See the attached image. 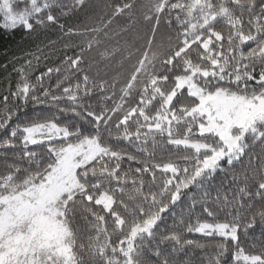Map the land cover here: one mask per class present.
Instances as JSON below:
<instances>
[{
    "label": "trees",
    "instance_id": "trees-1",
    "mask_svg": "<svg viewBox=\"0 0 264 264\" xmlns=\"http://www.w3.org/2000/svg\"><path fill=\"white\" fill-rule=\"evenodd\" d=\"M262 5L264 0H28L20 9L13 3V11L30 13L25 23L34 27L0 28V125L11 121L6 131L0 127V198L35 185L56 164L48 143L93 137L106 151L78 165L82 189L63 192L55 202L69 231L73 264H207L215 249L181 246L184 240L220 239L184 232L197 217L212 223L239 217V244L249 254L264 253V232L243 234L244 221L264 211V198L256 194L264 184V122L242 135L235 158L226 155L202 169L222 140L200 132L205 118L191 112L198 99L186 87L176 88L178 77L190 75L206 92L261 95ZM253 72L256 79H248ZM25 82L34 86L27 104L16 99L17 85ZM49 121L70 134L25 143L21 129ZM103 192L112 198L109 209L96 202ZM165 206L163 219L146 233L145 221ZM173 232L182 234L181 242L166 238ZM232 247L229 242L223 264L232 260Z\"/></svg>",
    "mask_w": 264,
    "mask_h": 264
},
{
    "label": "rangeland",
    "instance_id": "rangeland-1",
    "mask_svg": "<svg viewBox=\"0 0 264 264\" xmlns=\"http://www.w3.org/2000/svg\"><path fill=\"white\" fill-rule=\"evenodd\" d=\"M153 47L154 49L158 48V38L154 40ZM181 87H186L188 92L198 99L197 105L191 112L205 118V123L201 125L200 132H213L222 140V146L207 156L213 161L211 166L207 168H213L217 161L226 155L229 160L235 158L240 152V149L236 151L240 138L248 130L253 129L254 123L259 119L246 130L232 125L230 128L231 135H223L222 137L221 133L224 132L227 123L226 118L232 106L240 98L253 101L254 106L259 108L264 103V92L258 95L260 100L254 99L257 96L248 98L223 90L206 92L192 80L190 75L177 78L176 88ZM174 93L175 90L166 97V103L171 100ZM259 121L264 122V120ZM69 134L66 127L57 125L56 130L51 133H44L43 139L39 142L54 141ZM25 135L24 133V138ZM233 140L236 141L235 144L232 143ZM183 144L193 146L196 149L207 147L202 143L191 141H184ZM48 147L57 156L56 164L35 185L21 193L5 195L0 198V215L11 216L13 220L17 219L16 214L12 211L13 208L26 205L30 209L29 214L18 228L0 229V249L7 248L9 242L16 244L23 249L24 264H73L69 245V231L58 217L60 211L55 202L63 192L82 189L83 185L81 186L75 174L76 167L96 154L105 152L107 147L99 144L93 137H86L67 145H61L59 142L48 143ZM204 160L201 168L207 169L204 167ZM42 193L43 195H41ZM96 202L109 209L112 198L108 193L103 192L96 198ZM0 264H7L2 251H0Z\"/></svg>",
    "mask_w": 264,
    "mask_h": 264
},
{
    "label": "snow or ice",
    "instance_id": "snow-or-ice-1",
    "mask_svg": "<svg viewBox=\"0 0 264 264\" xmlns=\"http://www.w3.org/2000/svg\"><path fill=\"white\" fill-rule=\"evenodd\" d=\"M16 3L19 5L20 9H24L28 5V0H4V4L0 6V18H2V23H0V28L13 32L18 28H22L25 32H31L33 30L34 24L29 20L28 23H25V20L29 17L30 13H26L24 11L15 12L13 11L12 4ZM32 12H34L37 16L42 14L41 9L35 4H31ZM262 10H264V5H262ZM49 20L54 19L49 16ZM219 36V34H217ZM247 40V37L244 38ZM206 47V45H205ZM260 52H264V49H260ZM249 56L257 55V53H249ZM217 63L216 61L213 62ZM18 71H22L18 69ZM248 79H256L255 73H246L245 74ZM21 79H25V77H21ZM37 79H40L38 76ZM237 81H239L240 77H236ZM258 84H264V73H261L259 79H257ZM31 86L29 83L25 82L17 85V93L16 99L23 100L25 104H27L28 92ZM264 92V89H262ZM45 95L47 94V90H45ZM5 102L7 101V97L4 98ZM255 100H260V96L254 98ZM33 102H37L38 98L36 96H32ZM264 120V103L261 104L259 108L254 106V102L250 100H246L245 98H240L233 106L231 111L229 112L228 117L226 118L227 123L225 124L224 132L221 133L223 135H231L230 128L232 125L240 127L242 129H248L252 127L253 123L257 120ZM11 121L5 122V124L0 125L5 131L7 130V124ZM153 127L159 129V125H149V130ZM57 129V125L49 121L47 123L40 122L35 124L29 128H23L21 131L25 132V143L36 144L43 139L44 133H51L53 130ZM253 131L256 129L253 128ZM15 133H12L14 135ZM264 135V133H261ZM236 143L235 140L232 142ZM5 144L11 146V141H5ZM211 158H205L204 167H210L212 164ZM172 167V166H168ZM200 175V169H197L196 176ZM195 177L189 178L187 183L184 185L187 188L189 185L193 183ZM257 196L264 198V184H260L257 189ZM43 195V193L41 194ZM247 195V193H246ZM180 196L179 191L172 193L171 200L173 202H178V197ZM194 207V205H193ZM167 206L161 208L159 216H152L145 221L146 233L150 234L152 229L163 219L164 213L167 211ZM12 211L16 214L17 219L13 220L11 216L0 215V229L4 228H18L19 225L23 222V220L29 214L30 209L28 206H20L15 207ZM204 214L208 217L212 216L210 209L207 207L204 208ZM183 223V221H181ZM244 228V236H247L248 233L255 231L259 228L262 232H264V211H258L253 214L250 218H247L243 224ZM184 232L186 233H198L204 234L205 236L212 237L218 236L220 239L215 240L214 242L205 244L199 240H184L181 246H195L197 248H211L215 249V255L210 257L207 261V264H223L222 257L229 251V242L232 243L233 247V258L229 262V264H264V253L261 254H249L244 251L243 246L239 244L241 239V223L240 218L237 217L232 223L228 222H217L212 223L209 220H201L199 217L196 218L195 223H189ZM181 233H170L166 238L172 239L176 242H181ZM135 237H133V240ZM134 246V245H132ZM238 246V247H237ZM3 252L4 257L7 260V264H24V260L22 258L23 249L18 247L16 244L9 242V246L4 249H0ZM175 251V250H174ZM124 255H128V253H124ZM183 264H191V261H183Z\"/></svg>",
    "mask_w": 264,
    "mask_h": 264
}]
</instances>
